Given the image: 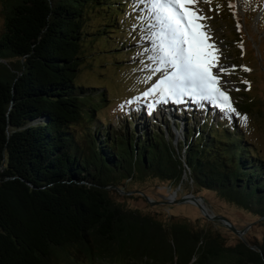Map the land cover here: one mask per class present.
<instances>
[{
  "label": "trees",
  "instance_id": "1",
  "mask_svg": "<svg viewBox=\"0 0 264 264\" xmlns=\"http://www.w3.org/2000/svg\"><path fill=\"white\" fill-rule=\"evenodd\" d=\"M0 3V264H264V161L235 120L208 110L190 125L186 112L175 143L167 121L130 129V118L114 131L94 118L104 92L75 80L84 21L99 7L111 27L127 0ZM76 125H86L83 137ZM184 178L259 220L260 239L229 243L111 196L132 181Z\"/></svg>",
  "mask_w": 264,
  "mask_h": 264
},
{
  "label": "rangeland",
  "instance_id": "2",
  "mask_svg": "<svg viewBox=\"0 0 264 264\" xmlns=\"http://www.w3.org/2000/svg\"><path fill=\"white\" fill-rule=\"evenodd\" d=\"M127 4L120 10L119 5L116 6L118 17H114L111 27H108L112 18L110 11L99 7L92 10L84 21L83 29L87 33L82 46L84 65L75 80L78 84L104 92L106 101L94 118L107 122L110 130L114 131L126 125L130 118V129L141 126L150 129L167 121L172 126L176 143L183 138L186 112L195 114L190 125L200 122L208 110L213 116L226 117L207 101L197 102L188 97L182 103L169 101L157 103L154 109L149 107L155 100L153 97L145 98L143 92L160 77L159 73L151 74L153 65L148 59L150 52L146 51L151 48L145 36L152 17L146 2L127 0ZM191 7L198 8L199 15L208 17L202 23L211 36L210 42L219 49V64L227 68L226 72L219 73L220 86L230 95L237 112L248 117V122L245 126L235 114L229 118L236 121L244 138L264 161V0H210V3L200 0ZM3 23L0 3V33ZM95 30L111 32H106L104 39L99 32L93 35ZM245 68L251 71H245ZM213 71L217 73V69ZM127 100L133 103L125 104ZM244 107L250 109L244 110ZM176 123L179 124L177 131L174 129ZM85 127L76 125L74 130L82 136L87 132ZM183 182L175 186L154 180L132 181L112 192L111 196L125 208L161 223L179 222L206 228L234 243L238 237L227 227L218 221L205 219L195 205L179 202L190 195L201 197L209 214L227 218L237 230L244 231L242 238L260 239L263 226L259 220L219 199L216 194L195 189L188 178Z\"/></svg>",
  "mask_w": 264,
  "mask_h": 264
},
{
  "label": "snow or ice",
  "instance_id": "3",
  "mask_svg": "<svg viewBox=\"0 0 264 264\" xmlns=\"http://www.w3.org/2000/svg\"><path fill=\"white\" fill-rule=\"evenodd\" d=\"M145 2L152 17L145 36L151 48L146 51L150 52L148 59L153 65L151 74H160L143 92L145 98L155 100L149 107L154 109L157 103L169 101L182 103L188 97L197 102L207 101L226 117L235 114L246 126L248 117L237 112L230 95L220 86L219 73L226 72L227 68L219 64V49L210 42L211 36L202 23L208 17L199 15L200 10L191 7L200 0H142ZM131 103L132 100L125 101V104Z\"/></svg>",
  "mask_w": 264,
  "mask_h": 264
},
{
  "label": "water",
  "instance_id": "4",
  "mask_svg": "<svg viewBox=\"0 0 264 264\" xmlns=\"http://www.w3.org/2000/svg\"><path fill=\"white\" fill-rule=\"evenodd\" d=\"M143 197L147 199L146 196L143 195ZM179 202L181 203H191L193 205H195L201 212V214L203 215V217L207 220H214V221H218L220 222L222 225H224L225 227H227L234 235H236L238 238L242 239L241 237L244 234V231H239L237 230L231 223L230 221L223 217V216H212L211 214H209L207 208L205 207L204 201L201 197H194L193 195H190L188 197H185L183 199H181Z\"/></svg>",
  "mask_w": 264,
  "mask_h": 264
}]
</instances>
